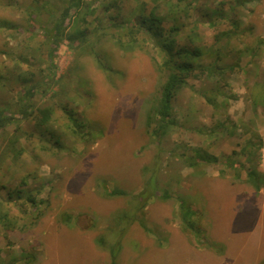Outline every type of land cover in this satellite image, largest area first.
Masks as SVG:
<instances>
[{
    "label": "rangeland",
    "instance_id": "obj_1",
    "mask_svg": "<svg viewBox=\"0 0 264 264\" xmlns=\"http://www.w3.org/2000/svg\"><path fill=\"white\" fill-rule=\"evenodd\" d=\"M71 1L0 0V109L15 118L0 129L4 264H110L113 246L117 264H264V186L247 182L242 153L262 144L264 172V0H80L56 45ZM152 10L165 35L176 25L179 45L202 51L162 152L147 125L168 76L142 22ZM195 147L219 162L189 166ZM151 174L171 198L151 197L142 213L135 195L147 197Z\"/></svg>",
    "mask_w": 264,
    "mask_h": 264
},
{
    "label": "trees",
    "instance_id": "obj_2",
    "mask_svg": "<svg viewBox=\"0 0 264 264\" xmlns=\"http://www.w3.org/2000/svg\"><path fill=\"white\" fill-rule=\"evenodd\" d=\"M74 2H76V5H78L80 3V0L71 1L70 7H67L62 15L61 22L52 31L53 43L56 45L58 44V40L62 39L63 24L65 23L68 17V12L70 11L71 6L74 5L73 4ZM150 14L152 15L151 18L152 21L149 22L148 17L146 16L144 17V19H142V22L145 24L147 30L152 32V35L156 37L157 42L160 44L161 49L164 52V60L162 62V65L168 72L167 79L161 88V95L156 101V103L150 108L147 116L148 127L155 125V127L153 126L151 134L153 135V138L157 143V145L161 148V152H162L163 148L160 146V143L163 142L164 137L169 132V128L175 123V120L172 118L173 99L177 91L187 83L188 77L192 73H194L195 69L201 67V64L196 63L195 58L196 57L200 58L202 56V51L201 48L196 45L193 46L179 45L174 33L179 32L180 28L175 25L169 29L170 33L168 35H165L164 31H162V28L160 27L162 18L157 16L153 10L151 11ZM156 27L158 29H156ZM53 51L54 48H52L49 55L50 66L53 72L52 77L55 76V67H56L53 60V53H54ZM34 88L36 89V86L34 87L29 86L28 88L25 89L24 92L26 99V101L22 104V117L24 118H28L29 115L31 114L30 98L34 95L35 92ZM41 90L43 92L45 91V89H41ZM45 117L46 118L44 121L46 122L50 116L48 113H46ZM14 120L15 118L12 115H9L8 113H6L5 110L0 109V129L9 125ZM76 125L79 126L80 128H83L85 126L83 121L77 122ZM261 147L262 144L256 146V143H253L252 140H250L245 145L242 151L243 154L247 155V161H248V166L246 170V174H247L246 180L257 191H259L264 186V172L258 167L259 164L261 163V158H262L260 152ZM159 159L160 158L158 157V160ZM233 159L234 158L232 156L226 157V161L229 164L234 163ZM159 161L161 165V159ZM186 161L189 166L195 167L199 163H205V164L218 163L219 158L217 155L211 154L207 150L195 147L194 154L192 156L187 157ZM235 163L237 162L235 161ZM234 167L238 169L236 166ZM240 177L241 175L237 170L236 178H240ZM160 189L161 188L158 186L157 175L151 174V176L145 182L143 189V192L147 193V197L141 198L142 193L135 195V196H139V199H141L139 201L140 202L139 208L142 211V213L144 212L143 209L147 206L148 201L151 197L157 196L160 199H164V200L171 198V194L168 191L166 190L161 191ZM107 195L122 196V195H128V192L122 188H114L108 191ZM180 212L182 215L181 218L184 225L187 228L194 229L196 225L195 222L191 220V217H193V215L195 214V210H193L190 206H188L184 199L180 200ZM71 218H72V214L71 215L67 214L64 219L67 223H69L68 220ZM140 223L143 227H145L146 230H148V226L145 223L144 218L140 220ZM100 242L102 244L105 243L102 238H100ZM104 245L106 246L107 243H105ZM110 250L113 257L112 262L110 264H117L115 259L116 258L115 246L110 247ZM0 264H4L3 258H1V251H0Z\"/></svg>",
    "mask_w": 264,
    "mask_h": 264
},
{
    "label": "crops",
    "instance_id": "obj_3",
    "mask_svg": "<svg viewBox=\"0 0 264 264\" xmlns=\"http://www.w3.org/2000/svg\"><path fill=\"white\" fill-rule=\"evenodd\" d=\"M28 264H30V262H28Z\"/></svg>",
    "mask_w": 264,
    "mask_h": 264
}]
</instances>
